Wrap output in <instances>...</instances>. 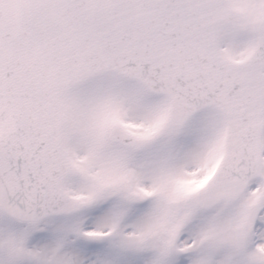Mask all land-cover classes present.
Here are the masks:
<instances>
[{
  "label": "snow or ice",
  "instance_id": "1",
  "mask_svg": "<svg viewBox=\"0 0 264 264\" xmlns=\"http://www.w3.org/2000/svg\"><path fill=\"white\" fill-rule=\"evenodd\" d=\"M0 264H264V0H0Z\"/></svg>",
  "mask_w": 264,
  "mask_h": 264
}]
</instances>
